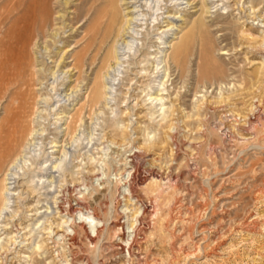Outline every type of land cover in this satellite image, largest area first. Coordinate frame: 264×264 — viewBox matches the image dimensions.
I'll return each mask as SVG.
<instances>
[{
	"label": "rangeland",
	"instance_id": "obj_1",
	"mask_svg": "<svg viewBox=\"0 0 264 264\" xmlns=\"http://www.w3.org/2000/svg\"><path fill=\"white\" fill-rule=\"evenodd\" d=\"M112 1L0 0L1 59L9 39L17 53L24 50L22 41L26 40L25 47L31 53L32 44L41 43L43 31L47 30L43 18L50 23L53 17L62 15L67 36L64 49H71L73 58L79 61L87 44L83 39L87 24L105 14ZM182 2L186 3L153 0L154 11L147 18L156 22L159 7L163 8L158 12L162 17L167 8L172 14L181 11L184 15ZM211 7L215 13L211 24L192 32L167 82L171 97L164 106V119L158 116L161 112L152 115L159 107L150 110L144 93H140L149 77L131 75L127 85H121L118 103L113 106L115 112L105 110L106 115L93 116L96 136L91 144L87 146L83 140L82 148H73L76 151L69 167L77 173L73 177L70 172L63 174L55 190L50 191L52 212L47 219L35 222L30 210L38 198L29 188H18L20 194L14 207L0 220V264H27L23 256L34 254L31 248L36 240H44L46 246L33 255L31 264H68V259L72 264H264V45L260 40L264 0H223ZM162 17L160 33L166 26ZM90 50L84 56L87 62L83 68V77L88 81L103 58L100 54L90 70L96 54L95 49ZM219 50L226 54L219 55ZM30 72L29 67V75ZM48 79L41 76V80ZM13 84L0 85V114L2 107L20 98L14 93L19 85ZM80 102H76L78 110L83 107ZM88 113L87 109L81 111L85 124L90 123ZM50 134L57 136L53 131ZM134 153L140 173H136L134 182L135 199L128 200L129 196L118 189L122 176L117 178L114 170L122 172L121 164H130L129 156ZM89 154L95 159L90 161ZM103 157L107 163L100 164ZM7 161L0 163V180ZM99 165L107 170L109 183L95 182L99 191L87 196L85 202L96 209L105 230L96 244H90L79 228L70 250L68 246L61 247L65 237L58 248L53 237L70 234L66 224L58 227L68 220L58 211L62 188L77 186L71 193V205L73 210L78 209L76 198L82 197V191L85 197L92 191L91 186L85 188L82 183L94 176ZM140 204L147 207L144 214L137 212ZM135 217L141 218L142 226L129 255V246L122 240L133 235L130 226L136 222ZM34 223L37 232L29 235V225ZM112 223L118 224L114 227ZM86 228L94 237L87 223Z\"/></svg>",
	"mask_w": 264,
	"mask_h": 264
},
{
	"label": "bare ground",
	"instance_id": "obj_2",
	"mask_svg": "<svg viewBox=\"0 0 264 264\" xmlns=\"http://www.w3.org/2000/svg\"><path fill=\"white\" fill-rule=\"evenodd\" d=\"M185 1L186 3L183 1L180 4L185 5L184 15L181 14V11L178 13L180 15L172 14L167 8L164 13L166 16L162 17V14L158 12L163 8L159 7L156 9L158 14L155 13L156 17L154 18L156 22L149 21L147 18L154 11L153 0H141V4H138L140 3L138 0H113L110 2L107 10H104L105 14L93 19L91 23L87 24L86 31L83 30V39L87 43L83 55L87 57L91 48L96 50V54H92L90 70L96 65L98 56L103 55L97 71L93 72L94 76L89 81L83 77L86 57L81 56L78 61L73 58L71 49H64V40L67 36L62 15L53 17L50 23L48 18H43L44 28L47 30L43 31L41 43L37 41L32 44L33 46L31 45V53L25 47L26 40L22 41L24 50L21 53L15 52V45L10 39L8 40L3 59H1L2 54L0 53V85L5 87L12 82L18 84L19 87L14 93L19 94L20 98L15 104L11 103L2 107L3 112L0 114V163L8 160L2 170L0 180V220L14 207L15 199L17 200L20 194L18 188L21 186L29 188L33 197L38 198L30 210L33 212L32 216L35 217V222L40 223L41 219H47V216L52 212L50 199H48L50 191L55 190L59 184V178L63 177V174L70 172L73 177L76 172L72 167H69L72 163L71 156L76 151L73 148L81 147L83 140L87 141V146L91 144L96 136L94 134L96 123L93 122V116L97 113L106 115L105 110H109L111 113L115 112L113 106L118 103L121 85H127L129 77L134 73L141 75L142 78L149 77L148 84L143 85L140 93H144V102L151 106L150 110L152 108L156 110L159 107L152 115L161 112L158 113V116L162 117L161 120L164 119V106L171 97L167 82L171 79L174 69L178 67L179 57L185 53V47L192 32L211 24L209 23L211 22L210 18L215 14L211 5L223 0ZM253 1L255 0H249V3ZM28 9L29 6L26 14L29 12ZM160 17L165 19L164 23H166L165 29L161 33ZM22 24L24 25V22ZM151 25H153L151 27L153 31L149 30ZM25 26L27 28V25ZM36 27L32 28L36 29ZM261 28L263 37L260 40L264 45V23L261 24ZM155 32L159 33L153 35ZM30 34L32 35V31ZM31 46L29 47L31 48ZM218 52L219 55L226 54L220 50ZM39 55L47 57L46 60L40 59ZM29 67L31 68L30 75L28 74ZM16 73H19L17 78H15ZM44 75L49 79L41 80V76ZM75 76L76 78H74ZM72 83L75 84L72 85ZM165 92L167 95L164 94ZM12 97L15 98V96ZM79 100L83 101L81 106L83 105L84 112L85 109L89 112V124H85L81 116L82 109L75 108L76 102H80ZM77 115L80 117L77 118ZM50 131L55 132L57 136L51 137ZM111 143L114 144L113 141ZM106 149H109V145ZM87 151L89 152V150ZM129 157H131L130 164H121L122 172L116 169L114 171L116 176H122L117 183L121 194H127L129 196L127 199L133 200L135 199L134 182L139 167L135 162L136 153ZM88 158L90 161L95 159L91 154ZM105 159L103 157L100 164H103ZM99 166V170L94 171V176L90 177V182L85 180L82 183L85 188L91 186L92 191L87 193L86 197L82 194L83 191H80L82 197L76 198L78 209L73 210L71 205V193L76 190L77 186L74 185L73 189L71 186L62 188V194L59 195L61 201L58 211L61 215L67 216L68 220L58 224V227H64L63 224H66L67 232L70 231V234L53 237L54 243H58V248L68 246V250H70L71 244H74L77 235H79V228L84 230L90 244H96V240L104 232L103 219L97 215L95 208L92 209L85 202L87 196L92 197L94 192L99 191L94 185L95 182L107 185L109 183L106 180L107 170H104L103 165ZM106 187L102 189L104 190ZM135 201L136 204L140 203L138 200ZM140 205L137 212L139 210L144 214L147 207L143 204ZM135 221L134 224L129 225L134 230L133 235L127 237L126 240L120 239L129 246V248L127 247L129 255L137 230L142 226L141 218L135 217ZM86 223L93 230L94 237L90 236ZM99 224L102 225L99 227ZM117 224L112 223L114 227ZM34 227L35 223L29 225V235L37 232ZM64 237L66 238L65 244L60 247V241ZM45 246L44 240H36L35 245L31 248L33 255H38L41 250L45 249ZM33 255L23 256L27 264L34 262ZM65 261L72 264L69 263L70 259ZM71 261L73 262L74 259L72 258Z\"/></svg>",
	"mask_w": 264,
	"mask_h": 264
}]
</instances>
